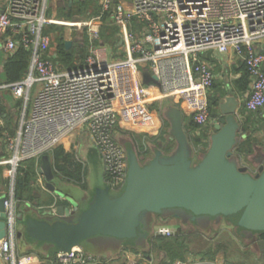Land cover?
<instances>
[{"label":"built area","instance_id":"obj_1","mask_svg":"<svg viewBox=\"0 0 264 264\" xmlns=\"http://www.w3.org/2000/svg\"><path fill=\"white\" fill-rule=\"evenodd\" d=\"M5 2L0 11V51L11 55L22 46L30 58L23 79L7 84L0 77V90H7L22 106L15 128L0 132V146L7 153L0 158V166L8 165L13 177L22 162L37 164L41 156L75 134L98 152L105 184L121 189L127 168L118 135L126 132V122L142 127L150 120L147 108L151 101L175 99L198 128L209 123L206 94L215 75L202 58L208 51L231 52L241 60L249 89L243 107L250 112L264 108V0H128L127 5L99 0L97 14H86L85 20H66L69 24L46 14L47 0ZM104 14L117 28L124 57L108 60L105 47L99 46ZM49 25L85 32L89 48L83 66L62 70L56 65L47 53L52 38L44 31ZM143 72L155 77V83H143ZM148 89L159 95L149 100ZM4 126L0 112V128ZM145 142L142 139L140 147ZM76 159L83 163L84 183L86 162ZM38 181L45 189L42 178ZM4 198L12 236L10 248L7 239L0 241V258L4 264H32L34 256L13 253L14 191ZM47 210L53 213L55 202ZM159 233L168 230L160 228ZM95 261L75 246L55 254L52 263ZM175 264L221 263L205 259Z\"/></svg>","mask_w":264,"mask_h":264},{"label":"water","instance_id":"obj_2","mask_svg":"<svg viewBox=\"0 0 264 264\" xmlns=\"http://www.w3.org/2000/svg\"><path fill=\"white\" fill-rule=\"evenodd\" d=\"M72 43L65 40V48ZM142 82L155 83V77L143 72ZM236 105L233 97L219 102L220 115L212 123L209 145L198 156L183 129L181 111L172 105L164 107L162 114L169 125V138L174 141L171 151L163 153L151 147L152 155L142 160L132 139L120 138L127 175L118 192L107 185L90 186L86 192H60L50 157L41 156L39 170L45 189L64 202L53 213H39L31 207L19 212L16 220L20 228L13 227V236L52 257L75 246L83 249L84 242L96 237L114 240L117 249L142 245L148 236L149 215L187 219L199 229L224 219L235 227L240 238L261 235L264 141H254L246 155L236 153L241 139L248 134H240ZM74 189L77 191V187ZM4 200L0 197V241L12 236Z\"/></svg>","mask_w":264,"mask_h":264},{"label":"crops","instance_id":"obj_3","mask_svg":"<svg viewBox=\"0 0 264 264\" xmlns=\"http://www.w3.org/2000/svg\"><path fill=\"white\" fill-rule=\"evenodd\" d=\"M48 1V8H47V15L50 17H53L55 19H63L62 17L66 14L67 10L75 4L77 0H71V4H66V2L70 0H47ZM98 5H99V0ZM118 2H124L125 5H127L128 0H112L113 4H116ZM5 0H0V11L4 9L5 6ZM65 23L69 24L70 21H66ZM134 30H138V27L136 25H133ZM59 36L60 33H59ZM77 36V35H76ZM86 36V34H85ZM62 37V36H61ZM77 38H81V36H77ZM117 43L115 45H111L107 42L105 44L103 41H101L100 45H103L105 47L104 55H106L108 60L114 59V58H121L124 57V48L122 47V42L120 41V38L115 37ZM65 41V39H64ZM53 54V52H49ZM7 54L3 51H0V73L2 71V66L4 65ZM202 58L208 62V64L211 67V70L213 71L215 75L214 82L212 86L207 89V105L211 98L216 97L218 100V103L216 106H214L213 113L211 116V113L209 111L210 115V121L209 123L204 126L198 128L197 125L193 122L191 117L185 115L182 110L179 109V106L177 105V101L175 99L166 98L162 101L157 102L151 101L148 104V111L150 112V120L144 124V126L141 127L142 131H134L136 133V137H130L132 141L134 142L135 149H137L139 157L142 160H145V158L150 157L152 155V148L151 147H157L159 148L163 153L169 152L172 149H174V141L170 139L169 137V125L168 122L162 118L163 114V108L172 105H177L176 108L181 111V113L184 115L183 120V126L187 129L188 138L190 141L191 147H193L195 154L198 156V154L203 150L206 149L209 145L210 135L212 134V123L214 119L219 117L220 110L218 109V104L220 101H225L226 97H233L236 102V110L235 114L237 117V120L239 121L241 131L240 134L248 133L246 138L241 139L240 142L248 141V144L250 145V151L252 150V143L254 141H264V108H261L257 110L256 112H250L246 110V108L243 107V102L248 94V86L247 90L243 91L239 88V79L242 77V75H245V69L244 65L241 62V60L236 57L233 53L228 54H219L214 51H208L202 55ZM264 69V65H263ZM226 92L222 95L221 91ZM151 93L149 95V100L158 96V94L154 91V89H150ZM19 99L14 98L13 96H10L9 92L7 90H0V102H2V106H4V111H2V115L6 117V112H13L14 119L18 121L19 118V111L21 106L17 108L16 104L19 102ZM16 107V109H15ZM214 114V115H213ZM191 120L193 123H191ZM162 121V122H161ZM166 121V123H165ZM17 124V123H16ZM196 125V126H195ZM129 126V125H128ZM139 127V126H138ZM127 131V130H126ZM129 131V130H128ZM122 133L126 134L128 132L122 131ZM121 132L118 135V140L120 138H126L125 136H120L122 134ZM146 136V137H145ZM141 138V139H139ZM135 139V140H134ZM144 139L145 147H140V142ZM139 142H138V141ZM65 151L72 152L75 150V152H78L82 146L78 145L76 146L75 137H71V141H66L64 143V146H62ZM77 150H76V149ZM73 150V151H72ZM90 151V150H89ZM92 152V158H94V152L90 151L89 153H86V167L88 158L91 155ZM145 152H147L145 154ZM1 154V152H0ZM246 155V154H245ZM49 156V155H48ZM243 159V158H242ZM3 177V183L0 181V197H9V193L11 192V189L13 190V181L14 177H11V171L10 167H0ZM34 169L36 170V181H34V184L32 186L33 189V196L31 199L25 200V202L18 203V200L14 199V208H15V226L17 223L16 216L19 212L23 211V207H31L35 208L39 213L43 212H49L48 207L55 202V207L58 205H62L64 202L61 200H56L57 196L54 193H50L47 189H43L40 186V183L38 181V177L42 178L43 184H44V176L39 170V162L36 164L34 161ZM53 169V168H52ZM15 176V175H14ZM11 177V183H6ZM79 186V185H77ZM85 192L89 190V188L84 189ZM14 191V190H13ZM19 227V226H18ZM20 228V227H19ZM258 237H255L253 242L255 245L258 243L257 240ZM6 241V240H5ZM11 239L8 237L7 243L9 248ZM4 243V241H3ZM12 246H13V253L17 256L22 255H32L34 256L35 261L32 264H53V259H47V256H44L45 258L39 259L37 257V250H34L31 246L24 244L23 242H20V240L16 237L12 239ZM42 254H45L41 252ZM121 253L125 254L128 257V260H130V249L127 247H123L119 249L118 254ZM97 262V260H96ZM0 264H4L0 258Z\"/></svg>","mask_w":264,"mask_h":264},{"label":"rangeland","instance_id":"obj_4","mask_svg":"<svg viewBox=\"0 0 264 264\" xmlns=\"http://www.w3.org/2000/svg\"><path fill=\"white\" fill-rule=\"evenodd\" d=\"M56 31L58 29L50 32L53 39L57 33H60L65 40L79 35V31L68 27H61L58 32ZM159 101L162 100L157 102ZM125 125L128 133L121 132L120 136L129 137L130 134H133L136 137L134 131H142L141 127L136 124L126 122ZM72 136L75 137V141L80 140L82 146L78 152L72 150L75 158L87 161L86 153L90 151L94 152V158H92L91 152L87 162L85 182L82 185L70 183L58 177V191L63 192L68 189L78 192L79 190L85 191L84 189L90 186H106L103 180L102 160L98 152L91 148L86 140L78 139L73 134L62 143L63 146L66 141H71ZM5 166L9 168L8 165L0 167ZM11 177L13 178L12 173ZM11 177L6 183H11ZM0 181L3 183L1 179ZM74 187H77V191ZM109 189L116 192L122 190H114L110 187ZM56 200L57 198H55ZM22 207L24 211L27 210L25 206ZM147 219L150 221L147 230L148 236L143 244L137 247H127L130 249V260L125 254H118L117 243L107 238L96 237L84 242L82 245L83 251L88 256L93 257L94 260H97L92 264H175L176 262L205 259L217 261L221 264H264V241L257 238L258 243L255 245L251 241H254L257 236L240 238L236 234L235 227L224 219L220 220L219 223L204 224L201 226L202 230L190 224L187 219L180 220V222L178 219L168 217V215L166 217L149 215ZM15 227L16 230L19 229L17 224ZM160 228L167 229L168 233L161 235L159 233Z\"/></svg>","mask_w":264,"mask_h":264},{"label":"trees","instance_id":"obj_5","mask_svg":"<svg viewBox=\"0 0 264 264\" xmlns=\"http://www.w3.org/2000/svg\"><path fill=\"white\" fill-rule=\"evenodd\" d=\"M99 10L100 6L98 5L97 0H77L75 4H73V6L67 10L66 14L62 17L63 19L61 20H76L84 17L86 14H97ZM106 15L107 14H104L103 16L104 24L100 30L101 41H103L104 44L105 42H107L111 45H115L117 43L115 38L117 37V28L110 23V20ZM57 29L59 31L61 27H58L56 25H49L44 32L48 34L52 30ZM51 35L52 34L50 33V38H52ZM77 36H81V38H77ZM77 36L75 35L74 37H72L73 43L67 49L64 45V38L59 36L58 33L54 39L52 38L51 46L47 53L51 51L53 52V60L56 65L62 70H68L84 65V62L87 57L86 55L88 54L89 40L88 37L85 36L84 31L79 32V35ZM50 54L51 53H49V55ZM6 58L7 59L4 65L2 66V71L0 73L1 80L4 83L8 84L23 79L30 61L29 51L20 46L11 55H7ZM239 83V88L241 90H247L246 88L248 86V77L246 71L245 75H242V77L239 79ZM225 92L226 90H222L220 93L223 95ZM217 103L218 100L216 97L211 98L208 103L207 109H209L211 116L213 113L212 108L216 106ZM2 105V102H0L1 114L2 111H4V106ZM19 106L20 101L16 104L17 108ZM175 107H177V105H175ZM14 115L15 114L13 112H6V117H4L5 126L3 128H0V132L5 130L10 131L15 128L17 120L14 119ZM191 123H193L192 120ZM183 129H185L187 133V129L184 126ZM130 135V137L133 136V134ZM133 137H135V135ZM0 152V158L7 157V153L3 151L2 146H0ZM249 152L250 145L248 144V141L240 142L238 147L236 148V153L238 155H245ZM146 153L147 152H145V154ZM49 157L56 177L66 180L70 183L73 182L75 184L82 185V178L84 174L83 163L75 158L74 153L67 152L64 150L62 145H58L51 150ZM15 171L16 172L13 181L14 199L18 200V203L20 204L22 202H25V200L27 199H31V197L33 196L32 186L34 184V181H36V170L34 169V160H26L22 162L15 169ZM1 174L2 171L0 169V179L3 181V177L1 176ZM257 237L264 241V233H262L261 235H257ZM20 242L23 241L20 240ZM36 254L39 259L45 258L44 256H47V259H53L54 257L48 256L47 254H42L40 251H37Z\"/></svg>","mask_w":264,"mask_h":264},{"label":"bare ground","instance_id":"obj_6","mask_svg":"<svg viewBox=\"0 0 264 264\" xmlns=\"http://www.w3.org/2000/svg\"><path fill=\"white\" fill-rule=\"evenodd\" d=\"M149 93H151L150 89L147 90ZM155 91V90H154ZM156 92V91H155ZM157 93V92H156ZM159 95V93H157Z\"/></svg>","mask_w":264,"mask_h":264}]
</instances>
